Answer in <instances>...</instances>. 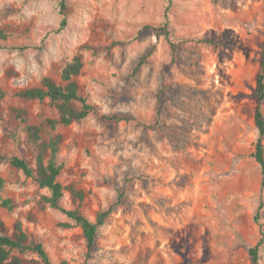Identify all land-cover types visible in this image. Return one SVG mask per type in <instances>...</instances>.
Listing matches in <instances>:
<instances>
[{
  "label": "rangeland",
  "instance_id": "1",
  "mask_svg": "<svg viewBox=\"0 0 264 264\" xmlns=\"http://www.w3.org/2000/svg\"><path fill=\"white\" fill-rule=\"evenodd\" d=\"M60 3L0 0V221L9 234L19 222L53 264H251L248 250L262 238L264 264V179L254 158L264 0ZM75 55L80 93L96 111L51 130V101L16 95L44 78L63 85ZM30 125L40 142L59 138L63 209L94 222L113 206L89 252L81 229L44 202L50 192L9 163L35 168ZM261 145L264 158V136Z\"/></svg>",
  "mask_w": 264,
  "mask_h": 264
},
{
  "label": "trees",
  "instance_id": "2",
  "mask_svg": "<svg viewBox=\"0 0 264 264\" xmlns=\"http://www.w3.org/2000/svg\"><path fill=\"white\" fill-rule=\"evenodd\" d=\"M61 10L65 8V0H61ZM145 28L153 29V27L145 26ZM167 34V33H166ZM2 47L0 46V49ZM148 53L147 55H149ZM144 57H141L137 67L141 64ZM83 68V61L79 55L71 57L64 65L60 73V79L63 85H59L50 78H44L40 87L28 88L17 93L21 99L26 101H43L49 99L55 106L58 116L53 119H46L45 125L54 130L57 127H67L73 122L81 121L90 114L95 113V107L87 101V98L80 93L76 78L81 74ZM255 88V97L258 102L264 101V51L260 62V72L257 74ZM79 105V108L73 107V104ZM108 119H118L116 117H109ZM254 123L258 131V139L255 144V161L259 164L262 174V184L264 179V158L263 148L261 145V138L264 136V118L259 106L256 107L254 113ZM30 140L37 143L38 154L36 156L35 168H31L28 163L18 157L9 159L10 165L21 171L27 178H31L41 189H47L50 192L49 197L44 198V202L51 208L61 211L69 220L74 222L75 226L81 229L83 238L86 243L87 251L89 252L95 244L96 234L100 227H102L106 219L113 211V206L107 210L99 212L96 215L94 222L82 215L78 209L66 210L60 206V200L63 197L64 188L57 181L58 176L62 170V165L56 162V156L59 151V138L51 139L48 142H40L39 127L27 126L26 128ZM49 157L45 159L46 154ZM78 200H83L81 192L71 191ZM118 202L121 196H118ZM3 207L10 206L9 200L1 202ZM261 203L258 205L254 221L257 222L259 218V210ZM70 227V225H67ZM14 231L9 234L8 228L0 221V264H23L22 260L15 254H33L39 259V264H53L43 245L39 242L30 240L25 231L22 230L19 222L14 224ZM262 238L258 243L249 248L248 253L251 257V264H257L258 250L262 245ZM59 264H68L63 261Z\"/></svg>",
  "mask_w": 264,
  "mask_h": 264
}]
</instances>
